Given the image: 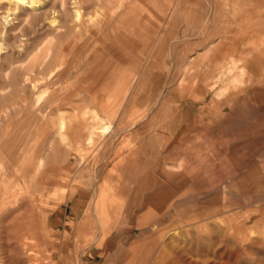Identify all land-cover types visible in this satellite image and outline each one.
Here are the masks:
<instances>
[{"label":"rangeland","instance_id":"374dc122","mask_svg":"<svg viewBox=\"0 0 264 264\" xmlns=\"http://www.w3.org/2000/svg\"><path fill=\"white\" fill-rule=\"evenodd\" d=\"M0 264H264V0H0Z\"/></svg>","mask_w":264,"mask_h":264},{"label":"bare ground","instance_id":"6f19581e","mask_svg":"<svg viewBox=\"0 0 264 264\" xmlns=\"http://www.w3.org/2000/svg\"><path fill=\"white\" fill-rule=\"evenodd\" d=\"M30 4V5H35L36 3H39V0H17V6L18 7H22V8H24V6H25V4ZM37 6V5H36ZM36 9V8H35ZM78 16H80V14L78 13L77 14ZM9 18V17H8ZM7 18V19H8ZM9 35V34H8ZM122 46V45H121ZM121 59H122V56H121V49L119 48L118 50H117V53H116V55H115V57H114V63H116V62H120L121 61ZM111 60H109V62H110ZM102 123V122H101ZM95 130H96V127H95ZM97 130H102L104 133L105 132H108V127H106V126H104V124H100L99 125V127H97Z\"/></svg>","mask_w":264,"mask_h":264},{"label":"crops","instance_id":"0c3cea01","mask_svg":"<svg viewBox=\"0 0 264 264\" xmlns=\"http://www.w3.org/2000/svg\"><path fill=\"white\" fill-rule=\"evenodd\" d=\"M104 133V132H103ZM106 133V132H105ZM135 154L134 153H130L129 155L126 156V160H127V164H126V168H124L123 173L125 172L126 175H132L134 173H137L138 170L140 169L137 162H135ZM123 170V169H122ZM121 170V171H122ZM141 170V169H140ZM126 186L123 188V190H125ZM126 191V190H125ZM126 193V192H125ZM113 211H115V207H113ZM103 245V244H102ZM98 250V248H95Z\"/></svg>","mask_w":264,"mask_h":264}]
</instances>
